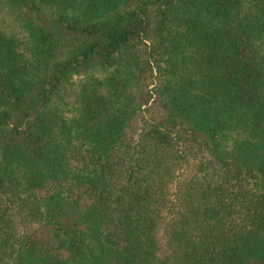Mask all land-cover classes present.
I'll list each match as a JSON object with an SVG mask.
<instances>
[{
  "label": "trees",
  "instance_id": "16d2710c",
  "mask_svg": "<svg viewBox=\"0 0 264 264\" xmlns=\"http://www.w3.org/2000/svg\"><path fill=\"white\" fill-rule=\"evenodd\" d=\"M0 264H264V0H0Z\"/></svg>",
  "mask_w": 264,
  "mask_h": 264
}]
</instances>
